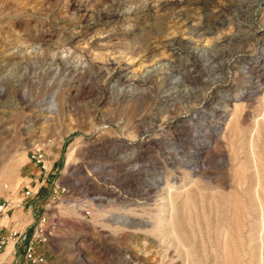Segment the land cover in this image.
Instances as JSON below:
<instances>
[{"label": "rangeland", "instance_id": "rangeland-1", "mask_svg": "<svg viewBox=\"0 0 264 264\" xmlns=\"http://www.w3.org/2000/svg\"><path fill=\"white\" fill-rule=\"evenodd\" d=\"M10 250L7 264H264V0H0Z\"/></svg>", "mask_w": 264, "mask_h": 264}, {"label": "bare ground", "instance_id": "bare-ground-1", "mask_svg": "<svg viewBox=\"0 0 264 264\" xmlns=\"http://www.w3.org/2000/svg\"><path fill=\"white\" fill-rule=\"evenodd\" d=\"M116 3V2H115ZM115 6H117V5H115ZM124 6V5H123ZM119 10H121V9H119ZM118 11V10H117ZM114 13V12H113ZM116 15V14H115ZM223 19V18H222ZM224 23V22H223ZM226 23V22H225ZM194 51V50H193ZM192 52V51H191ZM189 55V54H188ZM49 56H50V54H49ZM68 56H69V54L67 53V51L65 52V53H63V52H60V53H54L53 55H52V59L53 60H55L54 62H58L59 64H66V63H68L69 61V59H68ZM193 56V55H192ZM191 58V57H190ZM185 59V58H184ZM187 59V58H186ZM185 59V60H186ZM192 59V58H191ZM190 59V60H191ZM49 60V59H48ZM47 60V61H48ZM83 61V60H82ZM195 61V60H194ZM44 62H45V60H44ZM51 62V61H50ZM56 62V63H57ZM71 62V61H70ZM73 62V61H72ZM72 62H71V64H72ZM76 62V61H75ZM53 63V62H52ZM56 63H54V64H56ZM74 63V62H73ZM195 63V62H194ZM70 64V63H69ZM87 64H88V62H87ZM50 65V64H49ZM68 65V64H67ZM91 65V64H90ZM53 66V65H52ZM86 66V65H85ZM111 66V65H110ZM43 67V66H42ZM50 67H51V65H50ZM54 67V66H53ZM57 67V66H56ZM55 67V68H56ZM67 67V66H66ZM81 67H83V66H81ZM44 68V67H43ZM49 68V67H48ZM48 68H47V70H48ZM70 68V67H69ZM67 69V68H66ZM79 69V68H78ZM116 69V68H115ZM40 70V69H39ZM54 70V69H53ZM62 70V69H61ZM65 70V69H64ZM72 70V69H71ZM73 71V70H72ZM77 71V70H76ZM80 71V70H79ZM111 71V70H110ZM47 72V71H46ZM64 72V71H63ZM69 72H70V70H69ZM78 72V71H77ZM82 72V71H81ZM26 73V72H25ZM124 73V72H123ZM58 74V73H57ZM28 75V74H27ZM50 75V74H49ZM43 76V75H42ZM46 76V75H45ZM58 76V75H57ZM120 76V79L119 80H121V81H123V80H125L126 79V76H124L123 74H121V75H119ZM109 77V76H108ZM116 77V76H115ZM130 77V76H129ZM22 79V78H21ZM118 79V78H117ZM55 80V79H54ZM112 80V79H111ZM113 81V80H112ZM128 82H129V80H128ZM124 84V83H123ZM57 88V87H56ZM54 89V88H53ZM55 93L56 92H54L53 94H52V96H51V100H54V98H55ZM40 99V98H39ZM40 101H42V99H40ZM34 102V101H33ZM35 102H36V100H35ZM38 103V102H37ZM36 107V106H35ZM142 133H140V135H141ZM137 136H139V135H137ZM136 139H138V138H136ZM129 141V140H128ZM139 141V140H138ZM127 142V141H126ZM140 143V142H139ZM133 145V144H132ZM70 157H71V153H69L68 154V164H69V160H70ZM67 164V165H68ZM118 195V194H117ZM96 197V196H95ZM118 213V212H117ZM117 213H116V215H117ZM109 214H111V213H109ZM120 214H122V213H120ZM118 217H122V219L121 220H119L118 221V223H120V224H122V225H124V226H130V225H128V224H131V225H137V226H144V225H148L149 223L148 222H146V221H140L139 220V222H135L133 219L135 218H133V219H131L130 217H127V216H124V215H117V218ZM117 218H116V220H117ZM115 220V219H114ZM115 220V221H116ZM158 223V222H157ZM119 224V225H120ZM151 224V223H150Z\"/></svg>", "mask_w": 264, "mask_h": 264}, {"label": "crops", "instance_id": "crops-1", "mask_svg": "<svg viewBox=\"0 0 264 264\" xmlns=\"http://www.w3.org/2000/svg\"><path fill=\"white\" fill-rule=\"evenodd\" d=\"M30 235V227L27 229V237L26 240L29 239ZM3 257L0 256V264L9 263L13 258L14 255H12V250H10L8 253L2 254Z\"/></svg>", "mask_w": 264, "mask_h": 264}, {"label": "built area", "instance_id": "built-area-1", "mask_svg": "<svg viewBox=\"0 0 264 264\" xmlns=\"http://www.w3.org/2000/svg\"><path fill=\"white\" fill-rule=\"evenodd\" d=\"M36 161L37 162H42V155L41 154H38L37 157H36ZM42 168H45L44 165H42ZM29 257H31V255H29Z\"/></svg>", "mask_w": 264, "mask_h": 264}]
</instances>
